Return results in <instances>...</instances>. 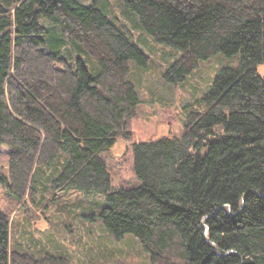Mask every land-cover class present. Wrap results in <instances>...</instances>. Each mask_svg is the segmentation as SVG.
I'll return each mask as SVG.
<instances>
[{"label": "trees", "instance_id": "trees-1", "mask_svg": "<svg viewBox=\"0 0 264 264\" xmlns=\"http://www.w3.org/2000/svg\"><path fill=\"white\" fill-rule=\"evenodd\" d=\"M107 1L0 0L9 196L34 203L37 175L56 165L50 193L102 197L105 230L132 235L147 264H264V0H113L154 42L180 52L163 75L169 84L213 55L238 56L216 73L204 110L184 108L179 135L130 145L139 184L118 189L103 154L130 140L140 99L129 63L145 66L147 55ZM9 225L0 212V264H72L11 249Z\"/></svg>", "mask_w": 264, "mask_h": 264}, {"label": "rangeland", "instance_id": "rangeland-1", "mask_svg": "<svg viewBox=\"0 0 264 264\" xmlns=\"http://www.w3.org/2000/svg\"><path fill=\"white\" fill-rule=\"evenodd\" d=\"M78 1L88 3L90 0ZM104 9L116 16L117 24L129 31V38L147 55L145 66H139L135 61L129 63L127 80L135 84L140 99L128 126L130 140H117L103 154L113 187L128 188L139 184L132 170L130 145L179 135L185 124L184 108L190 105L198 111L204 110L202 98L210 89L216 73L222 67L237 65L238 56L213 55L200 61L182 83L169 84L163 75L180 52L154 42L138 29L137 18L135 20L122 12L113 0H108ZM42 23L46 25V21ZM47 27L53 35L60 36L56 27L49 24ZM258 72L264 75V66L258 67ZM9 150L7 145H0V212L9 219L11 249L27 251L35 256L42 251L62 254L72 264L148 263V254L132 235L116 239L105 230L99 218L100 209L104 206L102 197L90 201L76 192L59 196L50 193L49 180L56 172V165L37 175L34 203L28 199L17 203L9 196L6 187Z\"/></svg>", "mask_w": 264, "mask_h": 264}]
</instances>
